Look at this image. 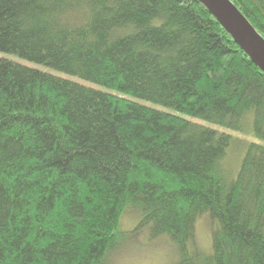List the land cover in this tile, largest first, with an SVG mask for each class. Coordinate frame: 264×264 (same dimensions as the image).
Listing matches in <instances>:
<instances>
[{
    "label": "trees",
    "instance_id": "trees-1",
    "mask_svg": "<svg viewBox=\"0 0 264 264\" xmlns=\"http://www.w3.org/2000/svg\"><path fill=\"white\" fill-rule=\"evenodd\" d=\"M230 1L264 38V0ZM0 52L51 69L0 55V264H110L142 230L264 264V72L200 0H0Z\"/></svg>",
    "mask_w": 264,
    "mask_h": 264
},
{
    "label": "rangeland",
    "instance_id": "rangeland-1",
    "mask_svg": "<svg viewBox=\"0 0 264 264\" xmlns=\"http://www.w3.org/2000/svg\"><path fill=\"white\" fill-rule=\"evenodd\" d=\"M0 55L6 56L29 66L41 68L44 70H51L45 66L20 59L12 54L0 52ZM52 72L54 71L52 70ZM175 113L193 121L212 127L218 131H223L231 134L234 138L243 137V134L237 130H232L229 128H224L220 125L208 123L206 121L188 116L184 113ZM244 137L248 141H254L256 143L264 145V140L256 138L251 134H247ZM227 152L228 157L232 159V162L239 161L243 153V151H241L239 147L236 148L235 146H230ZM136 218V211L130 210L129 212L124 214L121 219V229L129 230L133 226ZM213 226L214 223H210L205 215L199 216L196 220L195 240L197 245L203 249H208L210 246V233ZM166 237L167 235H165V237H159L154 240H149L146 230H142L136 234L130 235L121 242L120 246L118 245V249L109 254V259H111L110 264H174L176 260L175 246L169 240V238Z\"/></svg>",
    "mask_w": 264,
    "mask_h": 264
},
{
    "label": "water",
    "instance_id": "water-1",
    "mask_svg": "<svg viewBox=\"0 0 264 264\" xmlns=\"http://www.w3.org/2000/svg\"><path fill=\"white\" fill-rule=\"evenodd\" d=\"M234 42L264 72V38L250 25L230 0H200Z\"/></svg>",
    "mask_w": 264,
    "mask_h": 264
}]
</instances>
